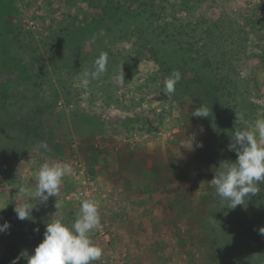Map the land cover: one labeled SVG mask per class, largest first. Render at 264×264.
I'll return each mask as SVG.
<instances>
[{
  "label": "rangeland",
  "instance_id": "1",
  "mask_svg": "<svg viewBox=\"0 0 264 264\" xmlns=\"http://www.w3.org/2000/svg\"><path fill=\"white\" fill-rule=\"evenodd\" d=\"M147 1L166 10L141 53L126 12ZM214 30L229 39L219 71L194 51ZM102 52L106 71L85 85ZM201 106L208 117L192 115ZM236 113L243 128L264 119V0H0V264L31 254L52 219L73 223L86 199L99 205L93 264H264V184L229 209L210 182L237 159ZM45 162L72 174L20 220V188L34 191Z\"/></svg>",
  "mask_w": 264,
  "mask_h": 264
},
{
  "label": "clouds",
  "instance_id": "2",
  "mask_svg": "<svg viewBox=\"0 0 264 264\" xmlns=\"http://www.w3.org/2000/svg\"><path fill=\"white\" fill-rule=\"evenodd\" d=\"M107 63V54L102 52L94 61V70L83 73V83L87 85L89 77L97 78L104 73ZM180 80L181 72L174 70L164 81L163 92L167 95L174 93L175 86ZM192 115L209 116L202 106L196 108ZM244 123L243 115L236 113L234 135L228 147L237 152V159L220 165V170L215 172L214 178L210 181L215 187L216 194L224 201L223 207L226 206L229 209L246 205L245 198L259 193L260 189L257 185L264 184V119H257L251 129L241 127ZM193 140L194 137H191V146H193ZM195 147H202V143H196ZM72 171L68 163H43L36 174L34 191L25 187L20 188L21 193L27 197V202L15 207L17 218L31 219L35 203L45 204L49 197H56L63 179L70 176ZM33 200L35 203L31 202ZM99 223L98 201L86 199L82 201L73 223H65L63 217L47 222L44 238L34 251L30 254L28 250H22L17 257L13 258L11 264H17L21 258L26 259L27 264H93L100 260L103 254V249L91 238L92 231ZM9 228L10 223L5 221L0 224V233ZM259 232L264 235V227H261Z\"/></svg>",
  "mask_w": 264,
  "mask_h": 264
},
{
  "label": "trees",
  "instance_id": "3",
  "mask_svg": "<svg viewBox=\"0 0 264 264\" xmlns=\"http://www.w3.org/2000/svg\"><path fill=\"white\" fill-rule=\"evenodd\" d=\"M131 9L132 10H127L128 12H126V21L130 23V31L136 32L140 36L137 40H135L134 44L137 46L138 43V49L141 53L147 51L153 52L154 49L151 46L150 40L147 39L144 35L147 34L148 36L150 35L149 37H152L151 35L153 34H161L157 23H160L162 19L161 17L165 14L164 12L166 8L159 9L156 7L154 2L152 3V1H147L143 2L141 5L134 6ZM173 31L171 33L174 34L171 37L174 38L176 44L178 43L179 45H181V39H176L177 33L180 32V30H177V32ZM182 31H186L189 35V30L187 27ZM228 35L231 36L230 34ZM228 41L229 39L227 38L220 40L219 32L217 30H214L209 34L208 38H206L202 46L195 48L194 51L199 53L200 56L203 57L205 64L213 69L215 65L214 63L216 61L215 59L219 61L218 55H220V57H224L225 53L228 52L227 47H225L226 42ZM232 67L233 65L230 66V68ZM214 69H216V71H219L220 68L215 65ZM227 77H229V75H227ZM222 86L223 84H221V87ZM214 89L217 90V86H215Z\"/></svg>",
  "mask_w": 264,
  "mask_h": 264
},
{
  "label": "built area",
  "instance_id": "4",
  "mask_svg": "<svg viewBox=\"0 0 264 264\" xmlns=\"http://www.w3.org/2000/svg\"><path fill=\"white\" fill-rule=\"evenodd\" d=\"M151 118V117H150ZM149 122V121H148ZM144 125V126H143ZM143 125H141V128L143 127V128H145V129H148L147 128V126L145 125V124H143ZM148 125H153L152 123H151V121L148 123ZM156 125V127L157 126H159V123H156L155 124ZM155 125L153 126V128L155 127ZM152 127V126H151ZM153 128H150V129H153ZM147 132V131H146ZM131 133L133 134V130L131 131Z\"/></svg>",
  "mask_w": 264,
  "mask_h": 264
}]
</instances>
